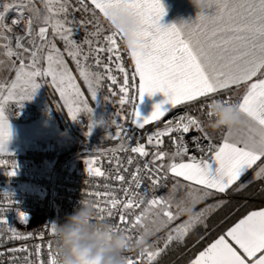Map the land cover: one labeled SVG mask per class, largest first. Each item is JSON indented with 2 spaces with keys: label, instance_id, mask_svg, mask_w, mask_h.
Here are the masks:
<instances>
[{
  "label": "snow or ice",
  "instance_id": "obj_1",
  "mask_svg": "<svg viewBox=\"0 0 264 264\" xmlns=\"http://www.w3.org/2000/svg\"><path fill=\"white\" fill-rule=\"evenodd\" d=\"M41 2L43 11L36 7L35 0H0V39L8 41L12 38L7 34L13 29L5 23L10 11L18 13L19 18L12 21L17 26L25 11L28 13L27 23L22 28L24 34L15 35V47L19 51H7L10 70L15 71V77L10 82H0V151L11 138L5 105L14 101L22 107L23 102L30 101L41 87L40 81L47 82L49 78L72 120H77L81 111L89 114L91 122L86 134H90L94 126L93 110L65 59L66 54L75 64L92 100L97 98L105 80L110 82L109 93L115 95L112 89L118 83L115 73L122 74L119 103L133 104V123L140 128L159 121L171 109L201 99L212 98L211 103H202L198 109L209 123L214 118L210 110L213 105H234L239 111V123L224 127L226 134L218 144L205 130L203 120L188 112L166 121L163 130L148 137V143L157 149L152 153L151 162L144 166L153 190L169 174L176 181L167 196L149 199L147 207L139 214L135 210L140 208L143 197L137 200L138 193L130 192L128 188L123 189V200L113 193H94L98 197L93 202L98 213L96 219L105 223L107 219L115 218L117 222L109 224L110 227L124 233L133 244L161 229H169L165 248L174 240L180 241L192 228L204 222L211 208L207 206L196 211L198 203L226 193L233 186L243 187L238 182L258 162L262 163L255 178H264V0H205L203 10L195 19L183 21L179 26L161 23L166 15L162 0H75V7L71 0ZM115 8L129 11L137 24L136 43L125 45L132 64L131 73L125 66L118 43V40L124 43V34L114 30L107 20L109 9ZM77 11L90 13V16L77 21L74 15ZM78 27L85 31L82 42L74 39ZM56 39L63 42V51L57 47ZM3 47L8 48V45ZM90 60L93 63H89ZM94 67L102 71H93ZM241 87L244 93L237 103L230 98L215 99L223 91ZM133 89L135 96L131 94ZM156 93H163L165 100L156 104L148 117H143L138 102H142L145 95ZM193 130L200 135L192 136L189 143L185 136ZM119 135L117 133V138ZM165 136L174 146L171 153L160 150ZM131 152L140 157L149 155L143 144L132 147ZM132 163L133 157H129L128 164ZM86 164L90 174L104 175L100 168L92 166L94 161H86ZM15 168L14 164L7 174L15 175ZM139 173L137 168L132 174L136 189L142 186ZM115 179L123 182L125 177L117 174ZM180 189L185 190V195L177 199L175 193ZM5 203L13 201L0 203V212L4 211ZM154 209H158L154 215L159 226L149 232L142 226V219ZM186 211L191 213L188 218L175 224ZM27 222L25 218L24 223ZM0 223L8 224L6 215H0ZM121 224L125 227L121 228ZM138 225L143 231L137 228ZM56 227V223L51 225V233H55ZM32 237L30 232L21 234L11 227L6 232L0 230V244ZM38 238L43 240L42 235ZM230 241L238 245L239 250ZM43 247L48 249L47 264H59L52 242L48 241ZM35 248L36 264H43L40 258L42 245L37 244ZM7 251L29 253L26 259L32 264L27 246ZM161 251L146 244L135 257H126V264H155ZM257 253L261 254L253 259ZM191 264H264V209L249 212L201 251Z\"/></svg>",
  "mask_w": 264,
  "mask_h": 264
},
{
  "label": "built area",
  "instance_id": "obj_2",
  "mask_svg": "<svg viewBox=\"0 0 264 264\" xmlns=\"http://www.w3.org/2000/svg\"><path fill=\"white\" fill-rule=\"evenodd\" d=\"M120 43L122 59L128 71L131 73L132 64L127 55L125 44ZM131 94L136 95L135 89ZM133 104L123 105L122 120L119 127V137L121 145L118 148H102L98 140H93L87 147L86 152L91 153L89 160L94 161V168H100L103 176L90 174L88 169L81 170L70 167L63 159L61 153L54 147H36L33 149L13 148L0 151V203L13 201L11 204L5 203L4 211L0 215H6L8 224L0 223V230L7 231L9 227L14 228L21 234L32 233L33 237L28 239H13L7 243L0 244V264H28L26 257L29 253L24 251L11 252L10 248L30 249V259L32 264H36L37 244L42 245L40 258L43 264L48 261V249L43 247L48 241L52 242L53 251H55L54 234L50 228L53 223L58 222V209L64 211L65 215H71L80 207L81 201H91L98 199L94 193H113L116 197L124 199L123 189L128 188L130 192L138 193L136 199L143 197V203L140 208L135 210L136 214L144 211L147 207V201L158 197L160 192L165 189L169 182V177L160 181L159 187L153 190L151 181L147 178L145 164L152 160V153L157 149L150 144L146 150L149 152L147 157H140L139 154L132 153L131 148L138 144L145 145L141 129L133 123ZM154 132L152 135H154ZM151 135V136H152ZM173 135H176L175 133ZM191 134L185 136V140H190ZM165 137H163L164 143ZM170 147L174 146L170 139ZM175 150V149H174ZM129 157H133V163L128 164ZM119 162V166H118ZM16 165L15 175H8L13 165ZM48 166L45 174H33L32 169ZM140 169L142 186L136 189L132 183V174ZM126 169V170H125ZM120 174L125 177L123 182L115 179ZM20 188H30V192L22 193ZM64 200L67 203L66 208H62L59 201ZM98 213L96 212V216ZM27 218V223L24 219ZM115 218L106 220V224L116 223ZM121 228L125 225L121 224ZM43 236V240L39 236ZM148 244V240H147ZM140 250L133 249L125 253L126 257H135Z\"/></svg>",
  "mask_w": 264,
  "mask_h": 264
},
{
  "label": "rangeland",
  "instance_id": "obj_3",
  "mask_svg": "<svg viewBox=\"0 0 264 264\" xmlns=\"http://www.w3.org/2000/svg\"><path fill=\"white\" fill-rule=\"evenodd\" d=\"M35 4L37 8L43 11L44 4L41 2V0H35ZM27 15L28 13L25 11L24 18L21 21V24L17 26V25H13L12 21L14 18H19L18 13L16 11H10L6 15L5 23L11 26L13 30L20 28V34H24L22 28L27 23ZM81 31L84 32L82 28L78 27V30L74 33V39H78V35L80 36L82 34ZM51 38H52V34L50 31L49 39ZM24 43L27 44V41H24ZM55 43L57 44V47H59L63 51L64 49L63 42L59 39H56ZM13 44L11 42V46L13 45L15 48L13 50L19 51V49H16L15 47V42ZM14 77H15V71L13 70L10 81L14 79ZM117 78L118 80L120 79V86H121L122 74L118 73ZM40 83H41V87L37 90L34 97L30 101H24L22 107H19V105L14 101L9 102L5 105V116L8 118V122L9 120H11L13 122L20 123L16 125H11V123L9 122L11 126V138L8 142L5 143V147L13 146L16 148L25 149L27 147L35 148V147L51 146L56 148L61 154L64 155L63 159H65V161L67 162V164H69L70 167H74L77 169L79 168L81 170H87L88 165L86 164V161H89L90 156L86 154L84 155L82 151L76 150L74 148V145H76L78 140L76 139V137L72 132V131L75 132L76 129L75 126L79 120L82 121L81 118H85L86 123L82 124L83 127L80 129V133L78 132L79 135L82 134L88 138H91L92 136L95 135V137H97L100 140L107 139L109 141H114L115 143H112L113 145V147H111L112 149L118 148L122 144L120 141V137L117 138V133H119V127L121 124L122 113H123V105L119 103V99L121 96V93L119 92L120 87L117 88L118 90L117 89L113 90L115 92V95L110 94L109 88L107 87V89H104L103 91H100V93H98L97 98L95 100L91 99L89 92L87 93L89 99L88 100L89 106L92 107L93 110L92 122L94 126L91 128L90 134H86L89 133L88 125L91 122L89 114L86 111H81L78 114L77 120L74 121L71 119V117L69 119L68 118L65 119L64 116H62L65 115V108L63 109L64 112H62L61 115V113L56 112L55 107H52V105L50 104L51 103L50 95L54 89L51 80H48L47 82L40 81ZM105 97H108V99H106ZM235 102H236V97L234 96L233 103ZM58 113L60 116H58ZM80 116L83 117L80 118ZM198 116L202 120L205 118L204 115H203L204 118L202 117L201 113L200 115L198 114ZM69 121L73 124L75 128L70 125ZM113 121H115V123H113ZM67 124L69 126H67ZM204 124H205V128L208 130V134L209 131L211 132L209 136L212 138V141L214 142L213 138L217 137L218 134H216V132L219 131V129H212L209 126L210 123L208 119L204 121ZM105 148L111 149L110 147H105ZM47 167L48 166H42L40 168L39 167L34 168L31 171L33 174H45L48 169ZM169 178L173 179L174 177L170 176ZM172 186L173 184L170 187H168V193L171 191ZM19 191L26 194L30 192V188H20ZM214 202H212L211 200H207L204 203V205L199 209H196V211L204 209V207L212 205L214 204ZM187 218H188L187 215H183L181 216L180 220H178L177 223L179 224ZM137 228L140 231H143V229L140 228L139 225L137 226ZM155 228L156 227H154L153 229ZM168 231L169 229H161L159 232H155V234L147 236L146 239L148 240V244L163 249L165 247V240Z\"/></svg>",
  "mask_w": 264,
  "mask_h": 264
},
{
  "label": "clouds",
  "instance_id": "obj_4",
  "mask_svg": "<svg viewBox=\"0 0 264 264\" xmlns=\"http://www.w3.org/2000/svg\"><path fill=\"white\" fill-rule=\"evenodd\" d=\"M191 3L201 12L205 0H191ZM107 20L114 30L124 34L126 46L136 43L134 33L137 24L129 11L123 8L109 9ZM210 110L214 117L209 124L212 129L234 127L239 123L240 114L234 105H213ZM190 214V211L184 213ZM142 226L150 232L159 226V220L146 215L142 219ZM54 241L59 264H126L125 253L133 249L141 250L147 244V239L137 240L133 244L124 233L99 222L91 201H81L73 214L67 216L63 223L57 224Z\"/></svg>",
  "mask_w": 264,
  "mask_h": 264
},
{
  "label": "trees",
  "instance_id": "obj_5",
  "mask_svg": "<svg viewBox=\"0 0 264 264\" xmlns=\"http://www.w3.org/2000/svg\"><path fill=\"white\" fill-rule=\"evenodd\" d=\"M72 5L75 7V0H71ZM71 11V9H70ZM75 18L77 21L88 18L90 16V13H84L77 11L74 13ZM103 23V20H102ZM82 34L79 36L78 39H76L78 42H82L85 38V31H81ZM77 37V36H76ZM75 37V38H76ZM60 43V42H59ZM65 59L69 65V67L72 70V73L76 76L77 82L80 85L81 90L83 91L85 97L88 99V91L87 86L84 83L82 79H80L79 74L77 72L75 64L72 62L70 58L67 57L65 54ZM106 59V58H105ZM89 63H92L90 60ZM114 68V67H113ZM93 71H102L101 69L93 68ZM115 71V69H114ZM118 76V72L115 73ZM50 80V78L48 79ZM120 80V79H119ZM109 81L105 80L103 81L102 87L100 91H103L104 89H107L109 85ZM118 85V87H117ZM120 83H117L116 85H113V90H116L119 88ZM54 89L50 95L51 97V105L52 107H55L56 112L61 113L63 109L65 108V115L64 118H70L68 114L67 107L64 105V100L61 98L59 92L56 90V87L53 85ZM222 96L227 99H232L233 97H230V94L225 93H219L215 96V99ZM211 99L209 98L207 101L201 99L200 101H196L189 104H186L185 106L190 109L193 113L196 115H200V112L198 111L200 104L208 102L211 103ZM89 100V99H88ZM197 112H195V111ZM58 113V116H60ZM83 116H80V118ZM203 117V115H202ZM205 117V118H204ZM203 122L207 119L206 116H204ZM82 121H78L76 124L75 132H73L74 136L78 140L76 145H74V148L76 150L82 151V153L85 155H91V153L86 152V147L88 146V141L85 139H88V137L84 135H79L80 129L83 127L82 124H85L86 120L85 118H81ZM70 125L72 127L73 124L69 121ZM67 126H69L67 124ZM74 127V128H75ZM163 127V123L161 121L152 122L143 128H141V132L143 134V140L145 141L146 136L151 134L155 129H159ZM70 128V127H69ZM72 128V129H74ZM71 130V129H69ZM205 130L208 133V130L205 128ZM225 131L224 127L219 128V131L216 132L217 137L213 138L214 142L221 138ZM77 132V134H76ZM79 132V133H78ZM209 134L211 132L209 131ZM170 138L165 136V149L167 151H170L169 149V140ZM100 140V139H99ZM92 142V141H91ZM100 145L102 148L105 147H113L112 143H115L114 141H109L107 139L100 140ZM117 142V141H116ZM62 157H64L63 154H61ZM227 197L222 198L221 201H217L214 204L211 205L210 210L207 212L205 220L202 224L196 225L194 228H192L186 236H184L180 241H173L168 246L162 249L161 254L158 256L157 260L155 261V264H187L199 251L203 250L209 243H211L215 238H217L220 235H223L226 233L227 229L233 225L235 222H237L241 217H243L247 212H249L251 209L259 207L261 205H264V180H260L258 182H253L247 186H245L242 189H237L236 186H233L232 189L227 191L225 193ZM62 208L67 207V203L64 200L59 201ZM69 215H65L64 211H62L60 208L58 209V223H63L66 219V217Z\"/></svg>",
  "mask_w": 264,
  "mask_h": 264
},
{
  "label": "crops",
  "instance_id": "obj_6",
  "mask_svg": "<svg viewBox=\"0 0 264 264\" xmlns=\"http://www.w3.org/2000/svg\"><path fill=\"white\" fill-rule=\"evenodd\" d=\"M162 2H163L164 6L166 8V15L163 17V19L161 21V23L164 24V25L176 24L177 26H179L181 22L195 19V17L199 14V11H197L195 9L194 5L191 3V0H162ZM209 11H211V10H209ZM14 33L20 34V28H17L16 30H13L12 33H8L7 35H9L10 37H12V35ZM11 42H12V44L14 43L13 40H12V38H11V40H8V41H5L3 39H0V82H9L10 81V78H11V75L13 73V70H10L11 65H10L9 58L7 57V51L9 49H11L12 51H14L13 49H15L14 46H13L14 44L11 46ZM4 44H7L8 45V48H4L3 47ZM13 59H15V58L13 57ZM118 83H120V80H118ZM117 87H118V85H117ZM112 89H113V86H112ZM225 92L229 93L230 94V97L231 96L232 97L235 96L236 97V102L235 103H237L240 100V98L242 97L243 93H244V88L243 87H241L239 89L233 88V89H230V90L223 91V93H225ZM222 99H225V98L222 96V98L221 97H218L216 100H222ZM164 100H165V97H164L163 93H156L153 96L145 95L143 97L142 102H138V109H139L140 114L143 117H148L152 113V111L154 110V106L156 104H158V103H161ZM231 100L233 101V98ZM165 107H168V106L165 105ZM182 107L186 108L189 111L190 114L195 115V116H198L195 113H193L190 109H188L185 105L182 106ZM177 108H179V107H177ZM173 110L174 109H171L168 113H166L165 116H167ZM195 112H197V111H195ZM165 116L162 117L159 120V121H161L163 123V127L162 128H159V129H155L153 132H151V134H149L148 136H146V138H145V146L147 148L150 147V144L148 143V137L151 136L154 132H157L158 130H163L165 128L166 121L173 120V119L164 120ZM9 122L11 123V125L20 124L18 122L17 123L16 122H13L11 120H9ZM12 123H15V124H12ZM148 124H150V123H148ZM148 124H145L144 126H146ZM134 125L136 127H138L135 123H134ZM138 128H140V127H138ZM226 131L227 130L225 128V131H224L223 135L221 136V138H219L216 141L217 144L222 141L223 136L226 134ZM190 134L192 136H198V135H200V133H198V132H196L194 130L191 131ZM85 140H87L88 143L89 142L91 143V141H93V140H98L99 141V139L97 137H95V135L92 136L91 138H88V139H85ZM164 142H165V139H164ZM168 145H169L170 151H167L168 148L165 149L164 143H163V146L160 148V150L161 151H167L169 153L173 152L174 151V148L172 149L170 147V144H168ZM13 148H16V147H13V146L5 147L3 151L9 150V149H13ZM25 149H33V148L27 147ZM260 163H262V162H258L257 166H254L252 169L248 170L247 173L241 178V182H238V183H242L243 187L237 188L238 190L244 188L245 186H247V185H249V184H251L253 182H258L260 180H264V178H261V179H256L255 178V173L259 170V167L258 166H259ZM175 181H176V178L169 179V182H168L167 187L160 192L159 196H167L169 194L168 193V187H170L172 184H174L173 182H175ZM184 195H185V190L184 189H180V190H178L175 193L176 198H183ZM225 197H227V195H225V193H223V194H216V195H214L212 197H209L207 200H211L212 202H214L216 200L215 202H217V201H221V199L222 198H225ZM207 200H204L203 202L198 203L195 206V210L196 209H199L200 207H202ZM209 206H211V205H209ZM204 208H206V207H204ZM260 209H264V205H261L259 207L253 208L249 212H251V211H257V210H260ZM157 210L158 209H154L152 213H149L148 214V216H151L153 219H155L156 216L154 215V212L157 211ZM249 212H247L244 216H246ZM243 217H241L240 219H242ZM177 222L178 221H176L175 224ZM237 222H235L233 225H231L228 229H230L231 227H233ZM228 229H227V231H228ZM217 238H219V236ZM217 238H215L212 242H214ZM230 242L233 243V246L234 247H237V249H238V245H235L234 242H232V241H230ZM211 243H209V244H211ZM207 246L205 248H207ZM203 250H201V251H203ZM201 251H199L187 264H191V261L193 259H195V257ZM240 251L242 252V250H240ZM260 254L261 253H257V257H255L253 259H257Z\"/></svg>",
  "mask_w": 264,
  "mask_h": 264
},
{
  "label": "water",
  "instance_id": "obj_7",
  "mask_svg": "<svg viewBox=\"0 0 264 264\" xmlns=\"http://www.w3.org/2000/svg\"><path fill=\"white\" fill-rule=\"evenodd\" d=\"M15 35H17V34L12 35L13 42H15ZM19 35H23V34H19ZM184 112H188L186 108H184V107L176 108L173 111H171L167 116H165L164 120L174 119L177 115L182 114ZM205 143H207V141H205Z\"/></svg>",
  "mask_w": 264,
  "mask_h": 264
},
{
  "label": "flooded vegetation",
  "instance_id": "obj_8",
  "mask_svg": "<svg viewBox=\"0 0 264 264\" xmlns=\"http://www.w3.org/2000/svg\"><path fill=\"white\" fill-rule=\"evenodd\" d=\"M188 111V110H187ZM188 113H189V111H188ZM187 141H189V143H190V140H187Z\"/></svg>",
  "mask_w": 264,
  "mask_h": 264
}]
</instances>
